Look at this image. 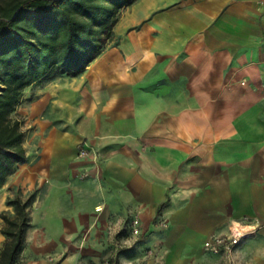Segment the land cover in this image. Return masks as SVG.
<instances>
[{"label":"crops","instance_id":"crops-1","mask_svg":"<svg viewBox=\"0 0 264 264\" xmlns=\"http://www.w3.org/2000/svg\"><path fill=\"white\" fill-rule=\"evenodd\" d=\"M34 91L6 184L34 194L19 264H264V0H132L83 70ZM246 217L232 255L205 249Z\"/></svg>","mask_w":264,"mask_h":264},{"label":"trees","instance_id":"trees-1","mask_svg":"<svg viewBox=\"0 0 264 264\" xmlns=\"http://www.w3.org/2000/svg\"><path fill=\"white\" fill-rule=\"evenodd\" d=\"M132 0H0V189L26 159L24 132L11 112L24 88L61 72L83 70L102 50L121 8ZM34 194L2 211L0 264H18Z\"/></svg>","mask_w":264,"mask_h":264},{"label":"built area","instance_id":"built-area-1","mask_svg":"<svg viewBox=\"0 0 264 264\" xmlns=\"http://www.w3.org/2000/svg\"><path fill=\"white\" fill-rule=\"evenodd\" d=\"M81 156L89 157L95 156L97 153L95 150L88 149L84 146L81 147ZM157 224L160 226H166L167 222L164 219L159 218ZM132 232L134 235H138L142 231V223L139 217H134L131 220ZM259 224L255 223L251 218H244L238 221L234 227L227 233H215L211 235L205 242L204 247L206 250L214 253L233 254L237 246L243 239L255 234L259 230ZM227 264H237L234 260H230ZM244 264H251L249 261Z\"/></svg>","mask_w":264,"mask_h":264},{"label":"rangeland","instance_id":"rangeland-1","mask_svg":"<svg viewBox=\"0 0 264 264\" xmlns=\"http://www.w3.org/2000/svg\"><path fill=\"white\" fill-rule=\"evenodd\" d=\"M63 74H69V72H61V73H58L54 76H51L49 78H46V79H42L40 81H37V82H34L28 86H26L24 88V91H23V96H22V99L21 101L17 104L16 108L14 110H12L11 112V117H13L14 119H17L19 120L20 122V125L22 127V130L24 132V137H23V140H22V144L26 150V158H27V149L24 145V139H25V135L27 133V131H30L33 129V119L32 117L29 116V110L27 109V106H29V103L33 100V97L35 96V89L39 88V86L41 84H44L45 82H49V80L55 78L57 75H63ZM26 107V108H24ZM21 169V161L17 162L16 165L14 166L13 170H12V173L8 176L7 178V182L5 183V186L4 189H0V206H4L6 207L5 209L1 210L0 213L2 211H12L13 210V207L11 205L8 204V201L12 198H14L15 196L17 195H21V187H18L17 183H9V185H6L8 182H9V178L12 176V177H16L18 176V173ZM1 219V222L3 224V220L2 218L0 217ZM159 218L156 216L152 222L153 226H157L159 228L161 227H166V226H160L157 224V220ZM138 239L143 237V233L141 232L140 234L137 235ZM21 263L20 261L18 262V264ZM103 264H117L115 263V260L114 259H107V260H103L102 261Z\"/></svg>","mask_w":264,"mask_h":264}]
</instances>
